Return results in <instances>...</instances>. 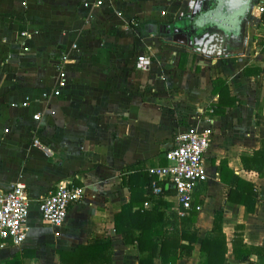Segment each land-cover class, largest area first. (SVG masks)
I'll return each mask as SVG.
<instances>
[{"label": "crops", "instance_id": "crops-1", "mask_svg": "<svg viewBox=\"0 0 264 264\" xmlns=\"http://www.w3.org/2000/svg\"><path fill=\"white\" fill-rule=\"evenodd\" d=\"M251 3L236 29L207 25L195 36L192 0H0V192L22 182L30 197L26 240L0 238V264L15 255L20 264H62L58 251L107 242L113 264H137L146 256L142 230L126 242L114 218L126 204L168 219L189 215L170 181L161 195L151 192L147 169L166 164L174 135L190 129L211 132L206 179L193 192L196 220L185 230L197 240H182L190 246L165 264H199L215 219L228 264L260 261L235 258L231 244L240 231L246 245L264 247V175L255 161L264 148V13ZM142 55L148 68L136 65ZM215 78L237 100L223 111ZM60 181L84 187L85 198L55 227L42 221L38 200ZM243 182L253 185V212Z\"/></svg>", "mask_w": 264, "mask_h": 264}, {"label": "trees", "instance_id": "trees-1", "mask_svg": "<svg viewBox=\"0 0 264 264\" xmlns=\"http://www.w3.org/2000/svg\"><path fill=\"white\" fill-rule=\"evenodd\" d=\"M213 93L219 96L217 106L221 108V111L227 106H234L237 103L236 98L230 96L228 86L223 79L215 78L213 80ZM255 159L256 170L260 176H263L264 148L256 152ZM243 183L247 187L245 190H241L244 193L243 204L247 212H253L255 204L253 185L247 182ZM234 192H230L229 199L234 200ZM131 205L126 204L122 207L115 216L114 223L116 230L122 233L126 242L133 240V228L139 227L142 230V235L137 240L140 253L143 255L146 252V256L141 257L137 264H154L153 258L156 255L161 257V264L174 263L181 257L182 251L190 246V244L182 243V240L188 239L190 242L197 240L196 236L189 235L185 231L189 230L195 223L196 211L194 208L190 210L188 216L178 220L176 218L168 219L164 217V212L153 209L132 211ZM168 225L171 226L170 229ZM212 233L211 239H203L200 244L199 264H228L226 257L227 239L220 220L215 219L213 221ZM153 236H156L155 240ZM231 244L235 258L241 260L255 253L261 258L259 262L254 264H264V247L246 245L240 231L235 233ZM58 254L62 264H113L111 259L112 248L108 242L93 246L79 245L71 251H58ZM6 264H20V257L15 255Z\"/></svg>", "mask_w": 264, "mask_h": 264}, {"label": "built area", "instance_id": "built-area-1", "mask_svg": "<svg viewBox=\"0 0 264 264\" xmlns=\"http://www.w3.org/2000/svg\"><path fill=\"white\" fill-rule=\"evenodd\" d=\"M255 8L259 14L264 13V0H255ZM66 57L58 63L62 69ZM136 65L148 68L151 58L137 56ZM40 114L33 115L35 120ZM39 145L38 140H34ZM211 143L209 129H190L177 132L172 146L164 153L166 164L149 167L148 174L152 177L151 192L161 195L162 182L170 181L175 190L182 214L189 212L193 207V192L198 182L206 179L204 156ZM85 198V189L66 181L58 182L55 187L38 200V210L42 221L51 226H62L68 216L70 207ZM30 197L27 186L16 182L8 189L0 192V238L9 240L16 246H21L27 237V216ZM145 202V205H148Z\"/></svg>", "mask_w": 264, "mask_h": 264}, {"label": "water", "instance_id": "water-1", "mask_svg": "<svg viewBox=\"0 0 264 264\" xmlns=\"http://www.w3.org/2000/svg\"><path fill=\"white\" fill-rule=\"evenodd\" d=\"M192 3L194 11L190 13L191 15L189 14L191 18L196 16L200 11L203 12L200 19H194L196 23L201 21V28L199 31L194 29L191 32V34L195 36L210 29L207 25L224 29H236L241 18L248 16V10L252 4L251 0H192ZM189 15L187 21L185 20V22H183L185 30H187V28L190 30L192 27ZM191 39L194 40V38Z\"/></svg>", "mask_w": 264, "mask_h": 264}, {"label": "flooded vegetation", "instance_id": "flooded-vegetation-1", "mask_svg": "<svg viewBox=\"0 0 264 264\" xmlns=\"http://www.w3.org/2000/svg\"><path fill=\"white\" fill-rule=\"evenodd\" d=\"M201 14L203 15V12H202V11H200L199 13H197L196 16H201ZM211 26H212V25H211Z\"/></svg>", "mask_w": 264, "mask_h": 264}, {"label": "rangeland", "instance_id": "rangeland-1", "mask_svg": "<svg viewBox=\"0 0 264 264\" xmlns=\"http://www.w3.org/2000/svg\"><path fill=\"white\" fill-rule=\"evenodd\" d=\"M200 5V4H199Z\"/></svg>", "mask_w": 264, "mask_h": 264}]
</instances>
